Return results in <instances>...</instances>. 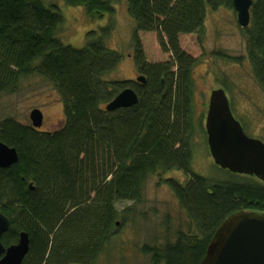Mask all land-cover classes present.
<instances>
[{"label":"trees","instance_id":"trees-1","mask_svg":"<svg viewBox=\"0 0 264 264\" xmlns=\"http://www.w3.org/2000/svg\"><path fill=\"white\" fill-rule=\"evenodd\" d=\"M65 1L99 19L113 13L118 0ZM127 1L136 33H158L165 52L173 54L171 64L147 65L136 40L144 84L104 79L121 60L106 45L111 27L75 48L58 34L63 18L57 8L42 0H0V96L15 93L22 79L36 75L54 85L65 113L54 132L12 119L0 123V142L18 152L16 164L0 168V210L11 224L2 242L9 247L28 233L23 264H95L119 227L116 204L141 202L150 176L174 170L189 177L166 184L193 228L191 235L178 231L165 249H148L153 264H200L229 216L264 214V182L258 178L226 170L233 179L218 182L190 168L191 73L201 52L196 35L207 10H233V0ZM242 29L248 60L264 82V0H253L250 24ZM126 88L135 90L138 103L105 110Z\"/></svg>","mask_w":264,"mask_h":264},{"label":"rangeland","instance_id":"rangeland-1","mask_svg":"<svg viewBox=\"0 0 264 264\" xmlns=\"http://www.w3.org/2000/svg\"><path fill=\"white\" fill-rule=\"evenodd\" d=\"M42 1L51 9L57 8L61 14L63 21L58 34L65 45L83 48L90 35L111 27L106 45L116 51L121 60L104 77L107 82L131 84L139 76L145 77L136 63L137 39L147 65L171 64L173 61L172 52H165L158 33H136V23L129 13L127 0H118L113 4L114 12L99 19L91 18L83 7L67 5L65 0ZM196 38L200 39L201 52L198 55L200 60L191 73L190 168L193 174L224 182L233 178L229 172L215 165L207 144L205 122L211 91L224 89L232 112L246 134L264 142V82L253 72L247 57L246 37L231 8L220 6L207 10L204 26ZM104 108L106 110V104ZM36 109L43 114V124L38 131L54 132L64 124L61 95L47 79L35 75L22 79L15 93L0 96V123L12 119L32 127L30 115ZM167 179L183 184L189 177L180 170L150 176L141 202L116 204L121 214L119 227L95 264H153L152 254L146 252L148 249H165L167 242L176 241L178 231L191 235L189 231L193 225L166 184Z\"/></svg>","mask_w":264,"mask_h":264},{"label":"water","instance_id":"water-1","mask_svg":"<svg viewBox=\"0 0 264 264\" xmlns=\"http://www.w3.org/2000/svg\"><path fill=\"white\" fill-rule=\"evenodd\" d=\"M252 5L253 0H233L242 28L250 24ZM145 80L144 76L137 78L140 84ZM138 100L135 90L126 88L106 105V110L130 108ZM30 119L34 129L43 124V114L38 109L31 113ZM205 129L215 165L233 174L254 176L264 182V142L246 134L222 88L210 94ZM17 162V150L0 142V168H9ZM10 225L9 218L0 210V264H23L30 251V238L27 232H22L16 244L4 246L2 237ZM200 264H264V214L242 211L229 216L216 229Z\"/></svg>","mask_w":264,"mask_h":264},{"label":"flooded vegetation","instance_id":"flooded-vegetation-1","mask_svg":"<svg viewBox=\"0 0 264 264\" xmlns=\"http://www.w3.org/2000/svg\"><path fill=\"white\" fill-rule=\"evenodd\" d=\"M234 10V9H233ZM234 13L236 14V16H237V13H236V11L234 10ZM237 20H238V18H237ZM134 83H138L137 81L136 82H134ZM212 92V91H211ZM227 94V93H226ZM230 101V100H229Z\"/></svg>","mask_w":264,"mask_h":264}]
</instances>
